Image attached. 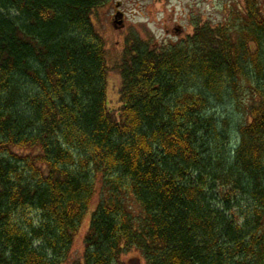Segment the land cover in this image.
<instances>
[{
  "label": "trees",
  "instance_id": "1",
  "mask_svg": "<svg viewBox=\"0 0 264 264\" xmlns=\"http://www.w3.org/2000/svg\"><path fill=\"white\" fill-rule=\"evenodd\" d=\"M107 1L0 0V264H64L97 194L81 264H264L261 2L126 42L114 107ZM244 89L232 146L208 112Z\"/></svg>",
  "mask_w": 264,
  "mask_h": 264
},
{
  "label": "rangeland",
  "instance_id": "2",
  "mask_svg": "<svg viewBox=\"0 0 264 264\" xmlns=\"http://www.w3.org/2000/svg\"><path fill=\"white\" fill-rule=\"evenodd\" d=\"M264 12V0H259ZM237 10L245 12L246 0H108L95 14V25L104 37L107 48L109 73V97L111 105L119 104V91L122 85L119 65L121 64L126 42L140 39L147 42L167 44L194 35L197 28L210 27L219 31ZM122 12L123 25L116 20L117 12ZM242 107H234L233 102L223 101L208 112L213 121L227 135L230 144L235 143L234 123L243 115L245 106L252 99L244 89ZM248 94V95H247ZM250 95V97H249ZM229 120L225 125L224 121ZM216 127V126H215ZM213 136V135H212ZM214 136L210 138L213 140ZM216 138V137H215ZM216 141V140H215ZM214 140L211 147H220ZM99 195L93 200L82 227L75 237L68 261L64 264H81L85 251L87 234L92 213L98 204ZM124 264H146L144 257L131 250L121 258Z\"/></svg>",
  "mask_w": 264,
  "mask_h": 264
},
{
  "label": "water",
  "instance_id": "3",
  "mask_svg": "<svg viewBox=\"0 0 264 264\" xmlns=\"http://www.w3.org/2000/svg\"><path fill=\"white\" fill-rule=\"evenodd\" d=\"M117 18H119V17H122V14H119V15H117L116 16ZM122 22H119V24H121Z\"/></svg>",
  "mask_w": 264,
  "mask_h": 264
}]
</instances>
